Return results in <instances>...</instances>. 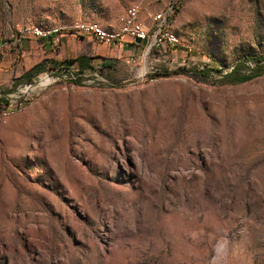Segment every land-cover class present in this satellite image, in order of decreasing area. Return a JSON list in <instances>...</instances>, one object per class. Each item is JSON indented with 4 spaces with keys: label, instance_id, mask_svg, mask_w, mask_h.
Instances as JSON below:
<instances>
[{
    "label": "rangeland",
    "instance_id": "rangeland-1",
    "mask_svg": "<svg viewBox=\"0 0 264 264\" xmlns=\"http://www.w3.org/2000/svg\"><path fill=\"white\" fill-rule=\"evenodd\" d=\"M130 5L176 45L73 28ZM262 55L264 0H0V264H264Z\"/></svg>",
    "mask_w": 264,
    "mask_h": 264
},
{
    "label": "built area",
    "instance_id": "built-area-1",
    "mask_svg": "<svg viewBox=\"0 0 264 264\" xmlns=\"http://www.w3.org/2000/svg\"><path fill=\"white\" fill-rule=\"evenodd\" d=\"M173 9V7H168V9L160 10L150 15L148 21H145L140 17V8H133V5H130L124 11V13H129V22L124 23V33L117 38L104 37L101 32L93 28L92 22L75 23L73 28L83 35L91 36L108 45H116L127 36L133 41L139 39L141 43L146 44L147 51L151 47H171L176 45V40H173L171 34H165V25ZM33 32L42 35L36 29Z\"/></svg>",
    "mask_w": 264,
    "mask_h": 264
},
{
    "label": "trees",
    "instance_id": "trees-1",
    "mask_svg": "<svg viewBox=\"0 0 264 264\" xmlns=\"http://www.w3.org/2000/svg\"><path fill=\"white\" fill-rule=\"evenodd\" d=\"M93 60L94 58L92 57H87L85 55H80V56H77L75 58H71V59H65L63 62V65L65 68L69 69L73 63H76V66H77V69H78V72H82L84 69L86 68H94V66L92 65L93 63ZM254 62H256L257 64L261 61H264V55L260 56V57H255L253 58ZM108 65L104 62L101 63L100 67H107ZM239 66L240 65H237L235 67H233L228 73H225L222 75V79H229V82L232 83V84H235V83H242V82H246L254 77H257L259 76L262 72H264V68L263 66H258L256 69H255V72L253 74H243V75H239ZM40 69H42V65H38L36 66V68H34L33 70L27 72L23 77H20L17 79V81H22V80H29L31 79V77L35 74V72L39 71ZM213 71H216V72H220L221 70L220 69H217V68H212ZM208 70H203L201 72V74L203 76H206ZM79 79L75 80L74 82L75 83H78ZM13 90L12 89H8L6 91H11ZM5 92V91H4ZM2 92V93H4Z\"/></svg>",
    "mask_w": 264,
    "mask_h": 264
},
{
    "label": "bare ground",
    "instance_id": "bare-ground-1",
    "mask_svg": "<svg viewBox=\"0 0 264 264\" xmlns=\"http://www.w3.org/2000/svg\"><path fill=\"white\" fill-rule=\"evenodd\" d=\"M133 8H138V7H137V6H133ZM128 22H129V13H125L124 15H122V16L120 17L121 28H120L118 34H122V33H124V23H128ZM167 25H168V24H167ZM165 26H166V25H165ZM93 28H94L95 30L101 32L102 35H103L104 37H108V36L106 35V33H105V32H104V31H103L98 25L93 24ZM165 34H171L172 37H173V40H176L175 35L172 34V33H170V32H168L167 30H165ZM120 36H121V35H120ZM109 38H117V37H109ZM176 41H177V40H176Z\"/></svg>",
    "mask_w": 264,
    "mask_h": 264
},
{
    "label": "water",
    "instance_id": "water-1",
    "mask_svg": "<svg viewBox=\"0 0 264 264\" xmlns=\"http://www.w3.org/2000/svg\"><path fill=\"white\" fill-rule=\"evenodd\" d=\"M135 41H136L137 43H141V41H140L139 39H136Z\"/></svg>",
    "mask_w": 264,
    "mask_h": 264
},
{
    "label": "crops",
    "instance_id": "crops-1",
    "mask_svg": "<svg viewBox=\"0 0 264 264\" xmlns=\"http://www.w3.org/2000/svg\"><path fill=\"white\" fill-rule=\"evenodd\" d=\"M145 21H147L146 19H144ZM138 45H140L141 43H137Z\"/></svg>",
    "mask_w": 264,
    "mask_h": 264
}]
</instances>
